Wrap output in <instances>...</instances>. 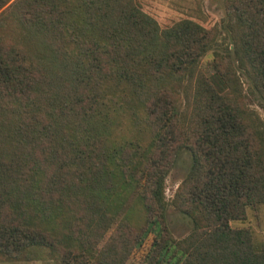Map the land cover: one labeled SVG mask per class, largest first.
<instances>
[{
	"label": "trees",
	"instance_id": "1",
	"mask_svg": "<svg viewBox=\"0 0 264 264\" xmlns=\"http://www.w3.org/2000/svg\"><path fill=\"white\" fill-rule=\"evenodd\" d=\"M224 8L264 99V0ZM7 20L0 256L48 249L57 264H126L152 234L140 264H264V242L231 224L264 203V132L228 60L215 51L211 70L198 69L214 27L190 17L161 27L138 0H0ZM181 149L192 161L171 203L191 229L175 238L164 190Z\"/></svg>",
	"mask_w": 264,
	"mask_h": 264
},
{
	"label": "rangeland",
	"instance_id": "2",
	"mask_svg": "<svg viewBox=\"0 0 264 264\" xmlns=\"http://www.w3.org/2000/svg\"><path fill=\"white\" fill-rule=\"evenodd\" d=\"M143 10L152 15L161 27L170 25L173 21L190 17L202 23L206 27H214L218 33L217 38L210 48L203 55L198 69L202 68L206 72L211 70L208 60L212 58L214 52L220 53L222 57L230 62L235 74L238 76L241 88V97L244 98L245 105L253 112L257 118L259 130L264 132V99L260 97L254 89L251 75L248 73L247 67L242 65L239 58L234 52L231 30L228 24V16L225 13L224 0H138ZM1 25L6 28H15L13 21H1ZM189 84L182 83L180 87L181 97L179 106L185 107L184 90ZM264 136V134H263ZM191 153L187 149H181L173 166L165 180V198L168 200L166 209V218L168 225L175 238H180L187 234L191 229L190 220L183 215L172 203L175 191L178 185L186 175L191 165ZM133 192V191H132ZM128 195L127 204L121 210V217L125 213L127 206L132 203L135 192ZM234 226L248 227L257 243L264 242V203L256 206H248L247 214L244 219L232 220ZM112 227V226H111ZM110 231V229H109ZM107 232L106 236L108 235ZM152 234H149L144 243L136 248L126 264H140L143 254L145 253ZM0 264H57L56 260L50 255L48 249H39L36 256L30 259H7L0 256Z\"/></svg>",
	"mask_w": 264,
	"mask_h": 264
}]
</instances>
